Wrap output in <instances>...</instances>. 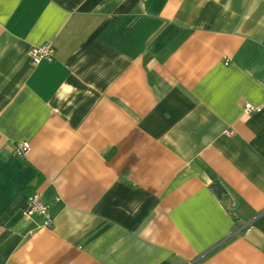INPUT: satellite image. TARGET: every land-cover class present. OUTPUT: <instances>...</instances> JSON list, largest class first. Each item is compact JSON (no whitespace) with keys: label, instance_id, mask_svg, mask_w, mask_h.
Instances as JSON below:
<instances>
[{"label":"crops","instance_id":"obj_1","mask_svg":"<svg viewBox=\"0 0 264 264\" xmlns=\"http://www.w3.org/2000/svg\"><path fill=\"white\" fill-rule=\"evenodd\" d=\"M0 264H264V0H0Z\"/></svg>","mask_w":264,"mask_h":264},{"label":"built area","instance_id":"obj_2","mask_svg":"<svg viewBox=\"0 0 264 264\" xmlns=\"http://www.w3.org/2000/svg\"><path fill=\"white\" fill-rule=\"evenodd\" d=\"M32 62L37 63L41 60H52L54 56V47L50 41H45L32 46L28 51ZM245 113L259 112L261 106L253 105L249 102L243 105ZM29 148L27 141H19L15 144L14 153L16 155L24 154ZM25 220H30L34 216L40 218V226L50 227L52 223V215L49 205L42 199L41 194L37 190L30 191L26 196V205L22 211Z\"/></svg>","mask_w":264,"mask_h":264},{"label":"trees","instance_id":"obj_3","mask_svg":"<svg viewBox=\"0 0 264 264\" xmlns=\"http://www.w3.org/2000/svg\"><path fill=\"white\" fill-rule=\"evenodd\" d=\"M209 187L211 189V191L220 199L224 200L226 197V192L224 189V186L222 184V182L216 178V177H212V180L209 184Z\"/></svg>","mask_w":264,"mask_h":264}]
</instances>
